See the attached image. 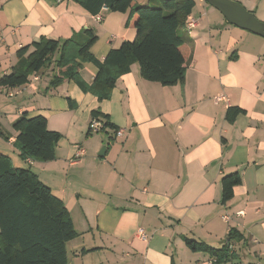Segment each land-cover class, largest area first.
I'll return each mask as SVG.
<instances>
[{
    "label": "crops",
    "instance_id": "crops-1",
    "mask_svg": "<svg viewBox=\"0 0 264 264\" xmlns=\"http://www.w3.org/2000/svg\"><path fill=\"white\" fill-rule=\"evenodd\" d=\"M236 1L264 22V0ZM101 12L96 21L74 0H0V76L12 71L20 47L42 37L62 41L94 28L90 52L100 61L135 39L127 13ZM189 16L197 25L182 30L190 49L182 84L144 79L134 63L104 100L74 79L51 86L52 67L24 86L0 87V133L10 137L0 134L9 145L0 141V155L30 166L68 208L77 232L67 242L68 264H211L185 238L220 248L230 230L242 234L231 264H264V37L231 24L206 0ZM82 64L80 79L90 85L98 67ZM234 106L244 111L230 121ZM95 110L124 135L109 126L104 136L90 133ZM23 114L45 115L62 134L54 159L21 157L12 125ZM77 145L86 153L72 162ZM236 171L242 183L223 203L221 179Z\"/></svg>",
    "mask_w": 264,
    "mask_h": 264
},
{
    "label": "trees",
    "instance_id": "trees-1",
    "mask_svg": "<svg viewBox=\"0 0 264 264\" xmlns=\"http://www.w3.org/2000/svg\"><path fill=\"white\" fill-rule=\"evenodd\" d=\"M74 1L94 15L105 7L127 13L126 25L136 30L135 39L110 49L100 61L90 52L98 39L94 28H85L62 41L42 37L17 50L19 59L10 73L0 76V87L24 86L32 75L52 67L51 86L74 79L87 92L104 100L111 97L119 77L128 73L134 63L139 64L141 76L149 81L163 86L184 82L190 49L182 30L197 0H153L147 4L138 0ZM85 61L98 67L90 85L80 79ZM243 111L238 106L230 107L227 118L233 121ZM92 115L104 120L105 126L118 129L110 122L109 115L99 110ZM12 127L16 132L14 146L24 160L55 158V146L62 134L49 129L45 115L23 114ZM241 183L238 171L222 177L223 203L233 198L235 187ZM76 236L71 214L63 200L30 166L15 167L8 156L0 155V264H68L67 242ZM241 239V233L230 230L226 244L220 248L187 237L185 243L193 251H207L215 257L217 261L212 264H221L233 258L235 251L229 250V242Z\"/></svg>",
    "mask_w": 264,
    "mask_h": 264
},
{
    "label": "water",
    "instance_id": "water-1",
    "mask_svg": "<svg viewBox=\"0 0 264 264\" xmlns=\"http://www.w3.org/2000/svg\"><path fill=\"white\" fill-rule=\"evenodd\" d=\"M209 4L217 8L223 13L225 18L231 24L242 29L251 31L257 35L264 37V22L259 20L255 14L245 8L236 0H206ZM105 147L99 152L100 156H104Z\"/></svg>",
    "mask_w": 264,
    "mask_h": 264
},
{
    "label": "built area",
    "instance_id": "built-area-1",
    "mask_svg": "<svg viewBox=\"0 0 264 264\" xmlns=\"http://www.w3.org/2000/svg\"><path fill=\"white\" fill-rule=\"evenodd\" d=\"M96 21H100L102 19V12L100 11L95 15ZM197 25V21L192 18L191 16L188 17L187 22H186V27L188 30H191L193 27ZM34 78H38V75H34ZM10 96H12V93H9ZM225 98V95H218L215 97V100H220ZM108 127L105 126L104 120L98 118V117H92L90 122H89V132L93 134H99L105 130H107ZM116 136H123L124 135V129L123 128H118L113 130ZM86 153L85 148L82 145H77V152L75 153L74 157L72 158V162H78L82 159V156ZM29 162H32V159H29ZM224 218L228 221L230 219L229 215H225ZM137 235L139 238H141L144 241H147L149 239V234L148 232L142 228L139 227L137 231ZM257 241V240H256ZM236 249V243L235 242H229V250L231 252H234ZM217 259L215 257H212L211 259V264L216 263ZM221 264H231V261H226Z\"/></svg>",
    "mask_w": 264,
    "mask_h": 264
},
{
    "label": "rangeland",
    "instance_id": "rangeland-1",
    "mask_svg": "<svg viewBox=\"0 0 264 264\" xmlns=\"http://www.w3.org/2000/svg\"><path fill=\"white\" fill-rule=\"evenodd\" d=\"M208 5H210V4L208 3ZM99 134H100L101 136H104V135H105V133H102V132L99 133ZM0 141H1V143L3 144V145H2V146H3L2 149H8V148H9V145H8L4 140L0 139ZM1 143H0V144H1ZM9 153H10V152H9ZM19 160H20V159H19ZM22 162H23V161H20V163L23 164V166H26V165H27L25 162H23V163H22ZM16 163H17V162H16Z\"/></svg>",
    "mask_w": 264,
    "mask_h": 264
}]
</instances>
